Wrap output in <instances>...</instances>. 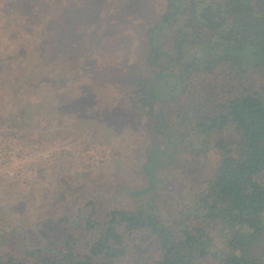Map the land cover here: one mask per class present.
Returning a JSON list of instances; mask_svg holds the SVG:
<instances>
[{
	"label": "rangeland",
	"instance_id": "obj_1",
	"mask_svg": "<svg viewBox=\"0 0 264 264\" xmlns=\"http://www.w3.org/2000/svg\"><path fill=\"white\" fill-rule=\"evenodd\" d=\"M66 1L34 0L43 24L24 28L23 17L2 8L11 0H0V143L12 145L0 157L1 259L31 263L62 252L73 239V250L83 253L113 210L153 207L173 229L178 218L197 224L193 204L218 161L212 147L191 150L188 145L198 148V139H183L179 124L173 150L172 140L128 95L138 77L154 72L145 64L141 41L165 0H73V40L65 42L70 48L53 49L49 39L62 31L57 14ZM126 1L128 12L122 10ZM59 51V58H46ZM252 60L253 51L246 55ZM261 67L249 69L245 85H262ZM159 107L169 126H176V106ZM152 147L160 150L147 158ZM260 217L264 226V211ZM228 232L213 229L205 244L209 251L224 252ZM131 239L125 241L128 255L114 264L160 255L145 242L136 249ZM209 259L202 264H216Z\"/></svg>",
	"mask_w": 264,
	"mask_h": 264
},
{
	"label": "trees",
	"instance_id": "obj_2",
	"mask_svg": "<svg viewBox=\"0 0 264 264\" xmlns=\"http://www.w3.org/2000/svg\"><path fill=\"white\" fill-rule=\"evenodd\" d=\"M34 4V0H11L2 8L9 6L23 17L24 28L39 27L43 20ZM127 5L128 1L124 12ZM60 7L62 31L52 34L49 44L69 50L65 42L73 40V0L60 2ZM141 43L147 53L145 64L155 69L138 77L128 94L136 108L147 110L148 120L172 140L173 150L179 124L185 130L183 139L189 134L198 139V148L188 145L191 150L206 152L212 147L218 154L193 204V216L200 213L198 223L185 225L186 220L178 218L173 229L153 207L113 210L99 237L83 253L73 250V239V245L66 241L62 252L44 254L31 263L9 256L0 258V264H94L96 259L114 264L128 255L125 241L132 235L136 249L145 242L160 252L152 259L142 255L137 264H202L209 257L216 264H264L260 217L264 211V82L258 88L244 83L250 68L260 72L264 66V0H165ZM251 51L253 60L247 62ZM55 53L46 58L61 56L60 51L58 56ZM166 103L176 106V126H169L159 107ZM159 150L152 147L147 158ZM150 166L147 159L144 169ZM215 228L229 231L224 252L209 251L205 245Z\"/></svg>",
	"mask_w": 264,
	"mask_h": 264
},
{
	"label": "built area",
	"instance_id": "obj_3",
	"mask_svg": "<svg viewBox=\"0 0 264 264\" xmlns=\"http://www.w3.org/2000/svg\"><path fill=\"white\" fill-rule=\"evenodd\" d=\"M0 147H1L0 148V157H2L4 153H6V152L10 153L11 152L10 151L11 149L4 150L3 148L12 147V145H10L8 142H4V143H0ZM10 174L18 177V175H17L18 171H11Z\"/></svg>",
	"mask_w": 264,
	"mask_h": 264
}]
</instances>
